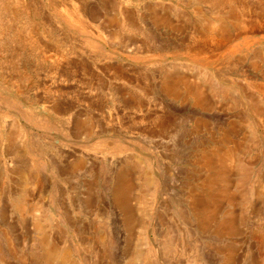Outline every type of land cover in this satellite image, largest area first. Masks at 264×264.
Returning <instances> with one entry per match:
<instances>
[{
    "label": "rangeland",
    "instance_id": "rangeland-1",
    "mask_svg": "<svg viewBox=\"0 0 264 264\" xmlns=\"http://www.w3.org/2000/svg\"><path fill=\"white\" fill-rule=\"evenodd\" d=\"M33 1L13 19L0 8V264H6V223L10 264H45L36 246L40 237L69 249L71 264H264V114L253 115L239 100V92L253 94L248 83L264 82V63L257 57L264 53L260 18L247 22L250 32L240 33L234 25L230 35L209 38L205 25L219 20L208 3L79 0L85 5L79 13L73 12L77 0ZM126 13L138 17L141 27L129 42L121 23ZM154 14H166L169 23L156 22ZM44 24L48 32L40 28ZM78 68L85 69L84 91L76 89ZM178 73L205 88L209 83L203 78L211 74L219 92L201 104L180 93L168 97L162 89L166 76ZM121 111L125 114L118 118ZM24 134L49 149L55 169L48 172L46 191L23 185L11 172L20 161L15 152ZM225 137L229 142L223 146L235 150L247 175L239 189L233 171L227 184L236 192L233 204L206 199L210 206L219 204L211 226L228 208L237 214L233 231L218 236L197 228L199 216H192L189 200L190 195L211 196L201 186L208 172L194 160ZM13 141L16 151H8ZM77 158L83 167L72 170ZM126 168L132 174L133 223L127 222V207L112 203ZM143 199L149 211L139 207ZM163 238L176 253H160Z\"/></svg>",
    "mask_w": 264,
    "mask_h": 264
},
{
    "label": "bare ground",
    "instance_id": "bare-ground-1",
    "mask_svg": "<svg viewBox=\"0 0 264 264\" xmlns=\"http://www.w3.org/2000/svg\"><path fill=\"white\" fill-rule=\"evenodd\" d=\"M49 1L52 4H54L56 2L55 0H49ZM77 1H79V0H77ZM193 1H194V3H196L197 6L199 4H201V3H208L210 5L212 11H214V13H216V16H217L216 18H218L219 23H212V24L211 23H207L205 25V29L209 32V35H207V37H209V38H214L217 35H222V36L223 35L224 36L225 35H228L229 32L232 30V27L234 25L237 26V29H239L240 33H247L248 31L250 32V30H252V28H250V26H247L248 25L247 22L250 19L254 18V17H256V20L258 18H260L259 20L261 22V25L264 27V0H261V1L260 0H193ZM45 2H46V0H45ZM33 3H34L33 0H0V8L2 9L3 12H5V13L8 14V18L13 19L14 18L13 13L14 14H19L20 13L22 15L24 13L25 6L28 7V4H30V6H31V4H33ZM78 3H79L78 6L73 7V12L76 11V12H79V13L80 12L81 13H84V11H85V5L82 4V2H80V1ZM12 5H14V6H12ZM36 5H37V7H39L38 4H36ZM28 8H30V7H28ZM198 10H200V9H198ZM26 11H27V9H26ZM65 11H67V10H65ZM90 11H91V9H90ZM93 13H94V11H93ZM27 15H29V14H27ZM73 15H74V13H73ZM77 15L79 16L78 13H77ZM165 15L164 14H158V15L157 14H154L155 21L158 22V23H160V24L163 23L164 25L167 24V23H169L168 17L165 16ZM83 16H85V15H83ZM115 16H113V17H115ZM81 18H83V17H81ZM170 19H171V17H170ZM42 20H43V18H42ZM109 21L112 22V20H109ZM113 21L116 22V19L114 18ZM121 23H122L124 29L126 28V34L128 33V36L127 37H124V39L127 38L125 40L126 41L128 40V42H129L130 39L132 38V37L128 38L129 35H131L132 32H134V31L138 30L139 28H141V27L138 26V24L140 23V19L138 17H136L135 15H132L131 16L130 14H127V15H125V18H124L123 22H121ZM27 24H25V25H27ZM250 25H251V23H250ZM36 27H37V25H36ZM46 27L47 26L45 24L42 25V26H40V28L43 29L44 31L46 30ZM29 28H30V26H29ZM47 29L49 30L48 27H47ZM37 30H39V29H37ZM104 30H106V29H104ZM40 32L43 35V31L41 30ZM46 32H48V31L46 30ZM251 32H253V31H251ZM260 32H261V30H260ZM118 34H120V33H118ZM231 34H232V32H231ZM28 40H30V39H28ZM131 42L134 43V41H131ZM35 43H37V42H35ZM44 47H46V46H44ZM200 51H201V49H200ZM262 52H264V51H262ZM257 57H258L259 61H261L262 63H264V53H260ZM252 62H254V61H252ZM255 62H256V60H255ZM257 64H258V62H257ZM254 66H255V64H254ZM75 69H76V67H74V70ZM78 71H79L78 77L80 79L77 80L76 89H77V91L78 90L84 91L82 89V81H83V78L82 77H83V75H85V73H84L85 72V69L83 70L82 68H78ZM86 71H87V77L89 78V80H91L92 74H93L92 70L89 67H87L86 68ZM75 73H77V72H75ZM205 76H206V79L208 80V82L206 81L205 78H203L204 79L203 81H205L206 83H209V86L207 88L204 87L205 84L202 81H200L199 79H198L199 81H197L196 79L190 80L187 76H185L183 74H179V73L178 74H168L166 76V81H165V84H164V86H163L162 89L164 90L165 94L168 97L174 96L176 98L177 94L180 93V94H183L186 97L193 98V100H195V102L201 104L202 102H206V99H207L206 97L207 96H209L210 94H213V95L217 94V90L219 92V89L216 88L215 85H214V83L217 82V80L215 79V77H213V75H211V74H207ZM137 77H138V75H137ZM127 82H129L130 84H133V81L130 80L129 77L127 79ZM138 82L140 83V81H138ZM248 84H249L251 90L253 91V94H247V95H245V93H244L242 95V92H239V93H241V96H240L241 98L239 97L240 98L239 100L241 101V100L244 99L247 102V105L250 106V110H251V112H252L253 115H255V116L256 115L257 116H262L264 114V82L257 83L255 81L253 83H248ZM220 91H222L223 94L226 93L225 88L220 89ZM124 94H126V93H124ZM144 96L145 95H143V97ZM132 100H131V102H132ZM212 102H210V103H212ZM137 104H138V102H137ZM55 108H56V111L57 110L60 111V107L59 106H55L54 109ZM117 109H119V108H117ZM118 113L119 112H117V115H118V118H119L121 115L125 114V111H123L122 114H118ZM159 118H160V116H159ZM82 124H86V122H84ZM82 124L79 123L78 126H77V129H80V131L82 130V126H83ZM90 124H89V126H90ZM91 127H93V126H91ZM94 127H95V125H94ZM10 138L12 140L13 139V135ZM227 140H228V138L225 137L224 140H222L220 142L221 145H218L215 148H212L211 147L210 150H207V151H204V152L202 151L201 155L198 156V158H196L194 160V163L198 167H200L201 169H203L206 173L208 172V175H206L204 177L201 186H202V190L205 192V194L211 195V196L206 197L205 195H202V194L190 195V200H189L190 201V204H192V207H191V212H192L191 214H192V216L193 217H196V215L199 216V221H197V228L200 229L201 231H204V232L211 231L212 233H215V235H218V236H223V235L228 234V233H230V232L233 231V229L235 227L236 220H237V214L234 215L235 212L231 208H228L227 211H226L225 217L222 220H219L217 223H215L214 226H211V220L213 219L211 217V215L213 216V215L216 214V210L219 209V204L218 203H215L213 206H210L209 203H210V201L218 200L220 198H225L226 201L229 204H233L235 202V199H236V196H235V193L236 192L235 191L230 192V190L227 189V184L230 183L231 180H232L233 171L237 169V171L235 172V174L238 173V176H239L238 180L241 182V185L239 186V189L241 187L242 188L244 187L243 182H242L243 181V176L244 175H247V172H246V169H245V166L246 165H244V162L240 159V157L235 152V150L233 148H230L228 145L227 146L226 145L223 146V143L229 142V140L228 141ZM110 144H112V143H110ZM9 145H10L11 149L10 150L8 149V151H13L14 152V150H12L13 145H15L14 141H13L12 144L9 143ZM22 145L23 146L21 147V150H18L17 152H15L17 154V156L18 157L21 156V158H20V161L19 162L17 161L18 164H16L14 170L11 171L12 174L14 173L16 176H18L19 179H20V180L19 179L18 180L23 185H25L28 182H30L31 185L37 187L40 191H46L47 188H48V182H49V179H50V175L48 174V172H51V171H53V169H55L54 168L55 165H53V163L51 162V158L48 157V150L49 149L47 147L41 145V144H38L34 140H31V138H29L27 136V134H24L23 135ZM15 151H16V149H15ZM146 161H147V159H146ZM82 167H83V161L80 160V158L79 159L77 158V160H75L74 163H73V168L72 167L71 168H72V170L73 169L74 170H80V169H82ZM55 172H57V171H55ZM211 172H212V174H211ZM1 174H0V183H1L0 184V187H1V185H3L2 178H4V177H2V176H3L4 172L1 173ZM122 174H124L123 175V178L125 180V183L124 184L123 183H120V186L115 191L113 190L114 191V199H113L112 203L116 207H118V205L120 203L122 205H124L125 207H127L129 209V212L128 213L130 214V216H128V217H130V218L127 219L129 221H127L126 219L125 220L128 223L131 222V221H132L131 223H133V220L136 219V218H134V211H131V209H130V206H129L130 205V200L128 201V199H130L129 191H130L131 185H132V180H131L132 179L131 178V175L132 174H131V170L128 169V168H126L125 170H123V173ZM150 174H149V176H150ZM56 175H58V173H56ZM10 177L13 178V176H10ZM51 177H52V175H51ZM117 180H120V179H117ZM145 184L146 185H149L150 184V179H147L146 178L145 179ZM115 186H117V185H115ZM237 187H238V185H237ZM241 192H242V193H240L241 194V197H240L241 203L244 206H246V204L249 202V199L247 197V192L245 191V189H243ZM218 196H223V197H218ZM206 199H209L210 201L209 200H206ZM0 202H1V200H0ZM138 205H139V207L142 210H148L149 211V204L146 202V200L143 199L141 202L138 203ZM211 207H212V210L210 209ZM16 209L17 210L21 209V205L19 203L17 204ZM127 222H125V223H127ZM3 223H5L4 222V218H3ZM5 226H6V228H4V231H3L4 232V238L6 240V246H5L6 260H5V262H6V264H10V262H11V254H12L11 253V245H12V242H11V238H10L9 230H8L9 225L6 223ZM212 227H213V229L210 230ZM40 238L41 239H39V241H38L39 242V245L36 244V246L41 250L42 260H43V262L45 264H54L57 260H61L62 263H64V264H71L69 262V258L71 256L69 254L70 252H68L69 249H66V248H64V249H58L57 246L55 244L53 245L52 243H50L47 238H42V237H40ZM169 242H170V240H169ZM171 244L172 243L169 244L163 238L161 248L158 247L159 250H160V253H162L163 255L164 254L168 255V253L170 254V251L172 253H176L177 252L176 246L175 245L173 246ZM182 247H184V246H182ZM148 255H149V252H148ZM146 256H147V254H146ZM146 256H144V257H146ZM134 264H136V263H134Z\"/></svg>",
    "mask_w": 264,
    "mask_h": 264
}]
</instances>
